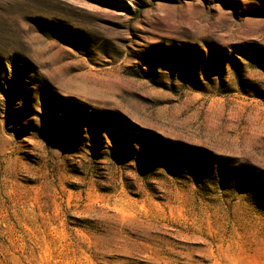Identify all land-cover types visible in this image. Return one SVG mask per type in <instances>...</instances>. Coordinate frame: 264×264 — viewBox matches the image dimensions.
<instances>
[{
	"label": "rangeland",
	"instance_id": "374dc122",
	"mask_svg": "<svg viewBox=\"0 0 264 264\" xmlns=\"http://www.w3.org/2000/svg\"><path fill=\"white\" fill-rule=\"evenodd\" d=\"M0 264H264V0H0Z\"/></svg>",
	"mask_w": 264,
	"mask_h": 264
}]
</instances>
